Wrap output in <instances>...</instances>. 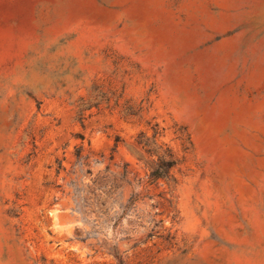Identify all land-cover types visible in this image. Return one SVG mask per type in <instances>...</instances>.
<instances>
[{
	"label": "rangeland",
	"instance_id": "obj_1",
	"mask_svg": "<svg viewBox=\"0 0 264 264\" xmlns=\"http://www.w3.org/2000/svg\"><path fill=\"white\" fill-rule=\"evenodd\" d=\"M0 264H264V0H0Z\"/></svg>",
	"mask_w": 264,
	"mask_h": 264
},
{
	"label": "trees",
	"instance_id": "obj_2",
	"mask_svg": "<svg viewBox=\"0 0 264 264\" xmlns=\"http://www.w3.org/2000/svg\"><path fill=\"white\" fill-rule=\"evenodd\" d=\"M171 157H172V154H168V156L159 155V160L156 163V166L154 167V169L151 171V176L153 178L164 177L168 174L171 166L174 163Z\"/></svg>",
	"mask_w": 264,
	"mask_h": 264
}]
</instances>
